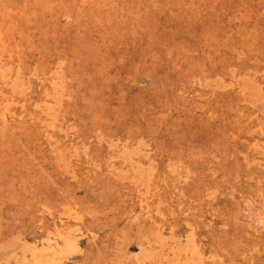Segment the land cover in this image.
Wrapping results in <instances>:
<instances>
[{
  "label": "rangeland",
  "instance_id": "obj_1",
  "mask_svg": "<svg viewBox=\"0 0 264 264\" xmlns=\"http://www.w3.org/2000/svg\"><path fill=\"white\" fill-rule=\"evenodd\" d=\"M0 264H264V0H0Z\"/></svg>",
  "mask_w": 264,
  "mask_h": 264
}]
</instances>
